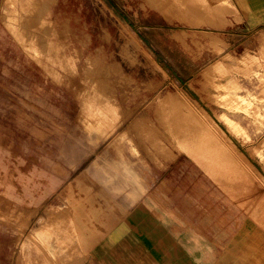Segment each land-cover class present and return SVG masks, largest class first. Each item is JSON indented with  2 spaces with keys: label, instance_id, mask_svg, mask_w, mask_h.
Segmentation results:
<instances>
[{
  "label": "crops",
  "instance_id": "crops-1",
  "mask_svg": "<svg viewBox=\"0 0 264 264\" xmlns=\"http://www.w3.org/2000/svg\"><path fill=\"white\" fill-rule=\"evenodd\" d=\"M104 1L146 42L151 33L201 40L210 63L255 53L256 37L247 34L264 25V0ZM112 32L100 16L89 22L87 0H0V207L77 209L81 248L95 264H264V121L206 105L213 146L171 160L166 144L152 154L132 136L89 140L82 132L72 71L82 73L93 49L118 47ZM131 92L117 93L135 98L118 99L113 111L135 110L128 126H144L150 93ZM105 213L112 221L104 229ZM17 237L0 221V264Z\"/></svg>",
  "mask_w": 264,
  "mask_h": 264
},
{
  "label": "rangeland",
  "instance_id": "rangeland-1",
  "mask_svg": "<svg viewBox=\"0 0 264 264\" xmlns=\"http://www.w3.org/2000/svg\"><path fill=\"white\" fill-rule=\"evenodd\" d=\"M87 8L89 22L102 17L105 26L113 29L112 40L119 42L114 49H93L87 54L88 62L82 73L72 71L73 88L78 91L74 102L82 105L80 120L85 130H81L89 140L95 134L103 136L105 141L113 135L132 136L137 150L148 153L151 150L152 154L154 149L166 144L168 160H171L173 152L191 154L194 150L198 157L213 146L210 141L216 133L201 113L206 105L245 111L264 121V25L247 34L256 37L255 53L227 57L225 63H210L209 59L213 58L206 47L199 46V39L184 34L166 42L160 39V33H151L146 42L119 16L112 14L104 0H87ZM143 89L150 93L149 102L146 99L147 121L142 122L144 126L129 127L127 121L134 118L135 110L118 111L117 108L113 111V104L118 105V99L133 101L135 96L118 97L117 93L127 90L137 93ZM136 98L142 99L141 96ZM235 134L240 136L242 132ZM105 170L106 179L112 169L105 167ZM95 179L93 169L89 173L87 191L90 206L95 205L94 187L90 186ZM109 194L104 193L105 204ZM63 205L17 213L10 207H0V211L9 212H0V221L18 231V237L9 243L8 264H95L93 256L85 254L81 248L77 209ZM70 218L74 219V224ZM90 219L94 232L95 210ZM102 221L104 229L107 224L110 226V214L105 213ZM41 228L45 229L44 234H40Z\"/></svg>",
  "mask_w": 264,
  "mask_h": 264
},
{
  "label": "bare ground",
  "instance_id": "bare-ground-1",
  "mask_svg": "<svg viewBox=\"0 0 264 264\" xmlns=\"http://www.w3.org/2000/svg\"><path fill=\"white\" fill-rule=\"evenodd\" d=\"M32 3H33V2H32ZM105 103H106V102H105ZM106 104H107V103H106ZM188 115H189V114H188ZM190 116H191V115H190ZM186 117H187V116H186ZM226 123L228 124L230 130H232V129L235 127V126H234L235 124L232 123V122H226ZM180 128H181V127H180ZM169 130H170V129H169ZM232 131H233V130H232ZM212 133H213V132H212ZM195 135H196V134H195ZM214 135H215V134H214ZM215 136H216V135H215ZM262 139H263V138H262ZM262 139H261V140H262ZM261 140H260V142H261ZM219 141H220V140H219ZM223 141H224V140H223ZM220 142H221V141H220ZM243 142H244V141H243ZM225 143H226V142H225ZM257 144H258V143H257ZM263 144H264V143H263ZM263 144H262V145H263ZM226 145H227V143H226ZM227 146H228V145H227ZM229 146H230V145H229ZM254 147H255V146H254ZM259 148H260V147H259ZM227 149H228V148H227ZM229 151H230V150H229ZM232 151H234V150H232ZM251 151H252V150H251ZM230 152H231V151H230ZM235 152H236V150H235ZM235 152H234V153H235ZM231 153H232V152H231ZM232 156H233V154H232ZM241 156H242V155H241ZM233 157H235V156H233ZM237 157H238V156H237ZM241 158H242V157H241ZM241 158H240V159H241ZM235 159H236V158H235ZM237 160H238V159H237ZM242 162H243V161H242ZM238 163L241 164L240 162H238ZM241 166L245 169V167H244L243 165H241ZM247 166H248V165H247ZM248 167H250V166H248ZM248 167H247V168H248ZM249 169H250V168H249ZM249 171H250V170H249ZM252 174H253V172H252ZM250 175H251V174H250ZM250 175H249V176H250ZM252 178H253V177H252ZM251 180H252V179H251ZM255 180H256V179H255ZM252 181H253V180H252ZM256 182H257V181H256ZM260 182H261V181H260ZM252 183H253V182H252ZM253 184H254V183H253ZM263 185H264V184H263ZM259 186H260V185H259ZM261 187H262V186H261ZM263 193H264V192H263ZM263 200H264V199H263ZM258 213H259V212H257L256 215H257ZM70 219H71L72 223L74 224V219H73V218H70ZM39 232H40V234H44L45 229H44V228H41ZM68 254H69V253H68Z\"/></svg>",
  "mask_w": 264,
  "mask_h": 264
}]
</instances>
